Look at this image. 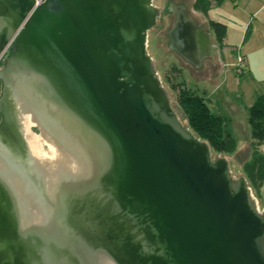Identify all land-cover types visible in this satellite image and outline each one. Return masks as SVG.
<instances>
[{"label":"water","instance_id":"95a60500","mask_svg":"<svg viewBox=\"0 0 264 264\" xmlns=\"http://www.w3.org/2000/svg\"><path fill=\"white\" fill-rule=\"evenodd\" d=\"M169 48L217 44L171 3ZM154 0H0V264H264V205L184 126Z\"/></svg>","mask_w":264,"mask_h":264},{"label":"rangeland","instance_id":"374dc122","mask_svg":"<svg viewBox=\"0 0 264 264\" xmlns=\"http://www.w3.org/2000/svg\"><path fill=\"white\" fill-rule=\"evenodd\" d=\"M249 0H240L238 6L232 1L225 0L223 5H215L211 13L214 20L224 19L227 22L225 45L222 55L226 64L222 67L220 46L211 51L209 57L202 59L199 68L185 62L179 55L169 48L167 32L175 21V15L167 10L170 2L182 4L188 15L205 30H210L202 16L191 8L192 0H154L160 8L156 23L148 32V52L153 58L155 69L165 86L174 109L181 123L190 128L187 119L177 103V91L171 86L168 75L174 83L185 84L197 93L206 96L212 112L227 118L226 128L232 133L237 142V150L230 154H222L210 148L212 160L224 156L230 162L233 176H244L242 164L249 157L250 127L247 122V108L258 94L264 93V21L262 18H250L245 10ZM247 8V9H246ZM217 10V13L215 12ZM219 14V15H215ZM168 17V19H167ZM250 30L247 33V30ZM212 42L216 43L212 34ZM244 57V64L240 65L238 56ZM179 69L178 76L174 77L172 67ZM264 153V143L260 146ZM253 190L260 209L264 205V184L259 192Z\"/></svg>","mask_w":264,"mask_h":264},{"label":"trees","instance_id":"16d2710c","mask_svg":"<svg viewBox=\"0 0 264 264\" xmlns=\"http://www.w3.org/2000/svg\"><path fill=\"white\" fill-rule=\"evenodd\" d=\"M225 0H193L191 7L194 11L204 15L215 5ZM218 46H223L227 26L224 22L208 20ZM250 30H247L249 33ZM178 76L180 70L172 67ZM171 86L177 91V103L182 109L189 129L205 140L214 151L230 155L237 150V142L232 133L226 128L227 118L211 111L206 96L197 93L185 84L174 83L168 75ZM247 122L250 127L249 157L242 164V172L250 186L259 192L264 184V153L260 146L264 143V93L258 94L252 104L247 108Z\"/></svg>","mask_w":264,"mask_h":264},{"label":"crops","instance_id":"0c3cea01","mask_svg":"<svg viewBox=\"0 0 264 264\" xmlns=\"http://www.w3.org/2000/svg\"><path fill=\"white\" fill-rule=\"evenodd\" d=\"M193 1V0H192ZM230 1H232V3L234 4V6L236 7V6H238L239 5V2H240V0H230ZM192 3V2H191ZM223 5V3L220 5V6H222ZM247 5L249 6V9H247V10H245V12H246V15H249L250 16V18H257V17H259L260 19L262 18V21H264V0H249V1H247ZM192 8V7H191ZM214 8H216V7H212L209 11H208V13L206 14V15H204V14H202V13H200V12H197V11H194L193 9V11L196 13V14H199L200 16H202L203 17V19H204V21H205V23H207L208 24V20L209 19H212V20H214V16L213 15H211V13H213L214 12ZM216 13H217V10L215 11ZM215 15H219V14H215ZM221 22H224L225 24H227V22H226V20H224V19H219ZM201 25V24H200ZM227 26V25H226ZM224 45H225V42H224V40H223V46L222 47H220L221 49H220V53H219V55H221V69H220V71H222V73H224L226 70L225 69H223L222 67L224 66V64H226V62H225V58H224V56L222 55V48L224 47ZM250 143V141L248 142V144Z\"/></svg>","mask_w":264,"mask_h":264},{"label":"built area","instance_id":"2783aa9c","mask_svg":"<svg viewBox=\"0 0 264 264\" xmlns=\"http://www.w3.org/2000/svg\"><path fill=\"white\" fill-rule=\"evenodd\" d=\"M44 0H36V5L43 2ZM6 52H8L7 50H5ZM5 51L2 53V55H0V61L3 59V57L5 56ZM244 57L243 56H238V62L240 65H243L244 64Z\"/></svg>","mask_w":264,"mask_h":264},{"label":"flooded vegetation","instance_id":"af4514ba","mask_svg":"<svg viewBox=\"0 0 264 264\" xmlns=\"http://www.w3.org/2000/svg\"><path fill=\"white\" fill-rule=\"evenodd\" d=\"M171 3H172V2H170L169 5H170ZM169 5H167V10H168V6H169ZM178 5H181V4H178ZM174 15H175V14H174ZM167 19H168V17H167ZM175 20H176V17H175ZM174 22H175V21H174ZM173 24H174V23H173ZM173 24H172V25H173ZM171 27H172V26H171ZM171 27H170V28H171ZM169 30H170V29H169ZM169 30H168V32H169ZM168 32H167V36H168ZM216 46H217V49H218V48H219L218 45H216ZM213 49H214V48H213ZM210 55H211V54H210ZM210 55H209V56H210ZM209 56H206V57H209ZM4 57H5V56H4ZM4 57H3V59L0 61V66L4 63ZM204 58H205V57H204ZM204 58H202V59H204ZM200 65H201V64H200ZM199 67H200V66H199ZM0 121H1V116H0Z\"/></svg>","mask_w":264,"mask_h":264}]
</instances>
